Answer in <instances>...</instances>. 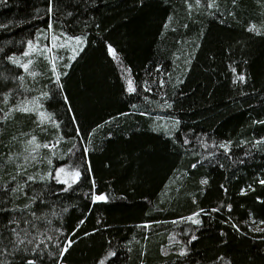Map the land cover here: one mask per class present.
I'll list each match as a JSON object with an SVG mask.
<instances>
[{"label":"trees","instance_id":"1","mask_svg":"<svg viewBox=\"0 0 264 264\" xmlns=\"http://www.w3.org/2000/svg\"><path fill=\"white\" fill-rule=\"evenodd\" d=\"M0 264H264V0H0Z\"/></svg>","mask_w":264,"mask_h":264},{"label":"rangeland","instance_id":"2","mask_svg":"<svg viewBox=\"0 0 264 264\" xmlns=\"http://www.w3.org/2000/svg\"><path fill=\"white\" fill-rule=\"evenodd\" d=\"M51 38H50V43H49V50H53L55 47H56V44H59L61 45L60 43V38H58L57 35H55L54 33H52L51 35ZM62 42H67V47H69V49L73 50L77 47L78 43L76 40H69L67 41L65 38H62L61 39ZM37 41H32V42H29L26 47H25V50L23 51V56H25L26 58H28V60H30L29 58L33 55H37L38 54V51L40 50V47L38 46V50L36 49L37 48ZM62 46V45H61ZM37 50V51H36ZM45 52H48V49H45ZM19 59V57H16L15 58V62H17V60ZM31 107L28 108V110H26L27 112L28 111H32V113L38 115V118L41 119L42 121H45L47 122L48 119H47V116L43 113V110L40 108V105H39V102H33L32 104H30ZM49 123V121H48ZM63 168L61 169H57L55 172H54V175H53V178L54 180L59 183V184H63L65 186H69L71 185L72 183L75 182L76 178H77V175L76 173H67L65 170L61 171ZM193 221H196L195 219L192 220ZM195 223V222H193ZM262 226L260 224L258 225H255L253 226L252 225V228L255 230V229H260ZM176 243V240L174 238V236H172L170 238V243H169V247L164 250L163 252H167L169 248H172L173 244ZM180 253L183 252V250H179Z\"/></svg>","mask_w":264,"mask_h":264},{"label":"snow or ice","instance_id":"3","mask_svg":"<svg viewBox=\"0 0 264 264\" xmlns=\"http://www.w3.org/2000/svg\"><path fill=\"white\" fill-rule=\"evenodd\" d=\"M77 43H79V41H77ZM109 52H110L113 56H115V53H114V50H113V49L109 48ZM26 67H27V65H25V68H26ZM241 79H243V78L241 77ZM128 90H129V91H133V88H132V85H131V81H129V87H128ZM33 142H34V141H33ZM45 147H47V145H45ZM61 171H63V169H62ZM202 183H207V181H202ZM96 199H97V200H103V199H105V197H104V196H97ZM193 222H195V223H199V221H193ZM64 250L66 251L67 249H64Z\"/></svg>","mask_w":264,"mask_h":264}]
</instances>
